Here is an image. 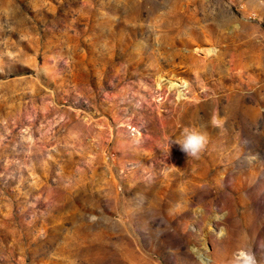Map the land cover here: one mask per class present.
I'll return each mask as SVG.
<instances>
[{
  "label": "rangeland",
  "instance_id": "rangeland-1",
  "mask_svg": "<svg viewBox=\"0 0 264 264\" xmlns=\"http://www.w3.org/2000/svg\"><path fill=\"white\" fill-rule=\"evenodd\" d=\"M241 249L264 264V0H0V264Z\"/></svg>",
  "mask_w": 264,
  "mask_h": 264
},
{
  "label": "clouds",
  "instance_id": "clouds-1",
  "mask_svg": "<svg viewBox=\"0 0 264 264\" xmlns=\"http://www.w3.org/2000/svg\"><path fill=\"white\" fill-rule=\"evenodd\" d=\"M207 143L208 136L206 133L197 130L185 129L182 133V138L179 141L169 142L168 157L170 156V150L172 145L177 144L179 145L180 150L186 154L188 159H199L201 154L205 150ZM172 166L178 168L174 164H172ZM230 264H258V261L252 251L247 249H241L233 255Z\"/></svg>",
  "mask_w": 264,
  "mask_h": 264
}]
</instances>
